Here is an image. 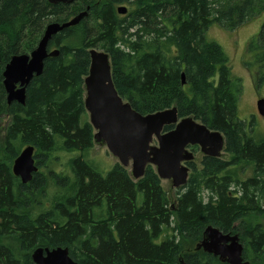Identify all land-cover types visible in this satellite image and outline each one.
<instances>
[{"label":"trees","instance_id":"16d2710c","mask_svg":"<svg viewBox=\"0 0 264 264\" xmlns=\"http://www.w3.org/2000/svg\"><path fill=\"white\" fill-rule=\"evenodd\" d=\"M81 1L56 6L48 0H0V119L8 118L0 135V264H34L31 252L39 247L68 248L78 264H177L179 257L185 264H224L193 251L207 226L237 234L244 260L264 264V227L247 224V218L264 215L258 199L264 194V140L252 137L254 119H239L242 85L230 75L222 48L205 39L211 27L233 31L264 15V0ZM117 4L130 7L123 19ZM86 6L85 20L47 44L59 56L46 58L42 74L29 82L25 104H8L2 73L11 57L29 54L47 24L66 21ZM91 18L99 23L95 36L86 26ZM261 24L243 61L255 89L264 88ZM102 39L116 92L132 109L149 115L175 107L179 118L192 116L220 132L230 159L202 156L200 168L188 163V181L173 195L150 166L135 181L118 163L101 174L86 161L83 155L94 143L83 80L88 51ZM28 146L39 169L23 185L12 164ZM59 152L79 153L69 160L71 175L48 173ZM244 163L253 169L242 180L238 170ZM49 193L50 210L32 208Z\"/></svg>","mask_w":264,"mask_h":264},{"label":"water","instance_id":"95a60500","mask_svg":"<svg viewBox=\"0 0 264 264\" xmlns=\"http://www.w3.org/2000/svg\"><path fill=\"white\" fill-rule=\"evenodd\" d=\"M76 1L48 0L52 5H71ZM89 10L90 7H86L66 21L47 24L36 47L29 54L11 57L2 74L8 104L25 103L28 82L42 74L46 58L59 56V50L49 51L47 44L61 31L80 24L88 17ZM127 11L125 6L117 7L119 16L125 15ZM88 54L90 65L83 80V106L89 115L91 130L94 131L93 140L105 144L110 155L130 172L132 179L139 180L150 166L159 180L170 181L171 187L177 190L187 183L190 169L186 163L194 160L193 153L188 151L189 146H198L205 157L220 158L225 143L220 132L209 129L191 116L179 118L175 107L149 115L139 114L116 92L111 80L109 55L93 48ZM179 77L184 86V73ZM256 108L258 114L264 117V99L257 101ZM166 127L173 128L166 131ZM33 153V147H26L14 160L12 172L22 184L30 182L32 175L37 172ZM201 239L195 251L218 256L221 263L248 264L243 262V247L237 234H224L217 228L207 226ZM68 254L67 248H37L30 258L34 264H77ZM177 263L184 264V259L179 257Z\"/></svg>","mask_w":264,"mask_h":264},{"label":"rangeland","instance_id":"374dc122","mask_svg":"<svg viewBox=\"0 0 264 264\" xmlns=\"http://www.w3.org/2000/svg\"><path fill=\"white\" fill-rule=\"evenodd\" d=\"M78 3H79V5H82L84 2L81 0L80 1L78 0ZM120 6H125V7H127L128 10L130 8V7L128 8L127 5H120ZM117 7H115V8H117ZM127 15H128V12L125 15H120L118 17L120 19H123V16H127ZM94 18L88 19L86 21V26L87 27L89 26V28L92 29V30H89L90 34L92 36H95V34L97 35V33L99 32L97 30L99 23H97V22L95 23ZM263 22H264V15H261V16L254 18V19L249 20L244 25H242L240 28H238L237 30H233V31L224 30V29H221L219 27L214 26V27H211L209 29V31L206 33V38H205L210 42L217 43L222 48L221 50H223L226 57L228 58L227 63H228V65H230V68H231V74L230 75L232 76L233 79L239 80L240 84L242 85L241 86V93L237 98V100H238V106H237L238 117L240 120L246 121L247 123L250 122L251 119H254L253 135L251 134V132H249L248 134H249V136L252 135V137H254L257 141L264 140V117H261L258 114L257 108H256V102H257L258 98H260V99L264 98V88L255 89V87H253L254 85H253V81H252L253 80L252 74H250V71H248L246 69L243 61L245 60V58L247 59V57L245 55V51H246V46H247L248 42L250 41V39L253 38V36L257 35V33L259 32L260 27L262 25L261 23H263ZM105 39L108 40V38H105ZM103 40L104 39L97 41L95 43V47L93 49H96V50L101 51V52L106 51V48L102 45V43H104ZM52 50H55V49H52ZM85 113H86V111H85ZM86 115H87V113H86ZM87 117H88V115H87ZM7 121H8V118L2 117L0 119V135H2V136H3V130H4L5 125L7 124ZM87 121H88V118H87ZM88 123H89V121H88ZM190 151L194 152V156H195L194 161H193L194 164L196 165L197 168H200L199 163L201 162V156H202V154L200 153V150L197 149L196 151H193L191 149ZM110 154L111 153H109V151L107 150L105 145L94 143L93 148L91 150H89L83 156H84V159L86 161L90 162L94 166V168H96L101 174H105L116 163H118V160ZM77 155H79V153H73V154L65 153V152L55 153L53 156V159H54L53 163L49 164L48 162H46V163H44V165L47 166V163H48V169H47L48 172L51 170L60 176L71 175L72 172L69 169V168H71L70 167L71 161L69 162V160L71 158H74ZM221 159L226 161V160L230 159V157L226 153H223L221 155ZM37 167L39 168L38 165H37ZM242 167H245V169H244L245 172H244V170L242 171ZM252 169L253 168L251 165L246 164V163L242 164L241 169L239 168V170H238V173H239L238 178L242 179V180L249 178L252 175L251 174ZM54 179H56L55 181L59 180L56 177ZM160 181H161L162 188L166 192H168L170 195H173V193L176 190H174L171 187V182L168 180H160ZM53 184H54V181H53ZM51 191H53L52 188H51ZM203 194H205V196H208V192H206V191ZM52 197H51L50 193L47 194L46 196L42 195V196H40V198L38 197V199H39V201H37L38 204L36 202H34V205L32 208H39L40 207V209L46 208V210H50L51 207H49V205H50V201H51ZM258 199L260 201L261 206L264 207V194ZM247 222H248L247 223L248 225H250V224H261L264 227V215H262L260 217H255L252 220H251V218L250 219L247 218ZM177 241H178V239H177ZM183 245L187 247L188 242L184 241ZM250 260L251 259H249V262H250ZM251 262H252V260H251ZM252 264H256V263L252 262Z\"/></svg>","mask_w":264,"mask_h":264},{"label":"bare ground","instance_id":"6f19581e","mask_svg":"<svg viewBox=\"0 0 264 264\" xmlns=\"http://www.w3.org/2000/svg\"><path fill=\"white\" fill-rule=\"evenodd\" d=\"M56 6H57V5H56ZM19 55H20V54H19ZM14 56H16V55H14ZM4 69H5V68H4ZM3 71H4V70H3ZM2 74H3V73H2ZM2 77H3V76H2ZM34 77H38V76H34ZM34 77H33V78H34ZM33 78H32V79H33ZM32 79H31V80H32ZM30 82H31V81H30ZM28 83H29V82H28ZM2 84H3V81H2ZM27 86H28V85H27ZM27 86H26V88H27ZM3 87H4V86H3ZM17 87H18V85H17ZM4 90H5V89H4ZM5 93H6V91H5ZM25 94H26V91H25ZM25 94H24V96H25ZM6 96H7V94H6ZM25 99H26V96H25ZM259 99H260V98H258V100H259ZM261 99H264V98H261ZM258 100H257V101H258ZM16 103H17V102H16ZM256 103H257V102H256ZM24 104H25V103H24ZM24 104H23V105H24ZM21 105H22V104H21ZM87 115H88V114H87ZM88 117H89V115H88ZM88 117H87V118H88ZM88 121H89V118H88ZM93 137H94V131H93ZM92 143H95V141L93 140ZM97 144H101V143H97ZM102 145H105V144H102ZM105 146H106V145H105ZM28 147H29V146H28ZM31 147H32V146H31ZM25 148H26V147H24L23 149H25ZM33 148H34V147H33ZM23 149H22V150H23ZM223 149H224V147H223ZM223 149L220 151V157H221V155L223 154ZM22 150L20 151V153L22 152ZM34 152H35V149H34ZM20 153H19V154H20ZM19 154H18V155H19ZM17 157H18V156H17ZM17 157H16V158H17ZM33 157H34V153H33ZM33 157H32V158H33ZM16 158H15V159H16ZM15 159H14V160H15ZM33 159H34V158H33ZM34 162H35V160H34ZM13 163H14V161H13ZM35 166H36V164H35ZM12 167H13V164H12ZM36 167H37V166H36ZM37 171H38V167H37ZM12 173H13V172H12ZM32 177H33V175H32ZM27 184H28V183H27ZM23 185H26V184H23ZM200 242H202V239L199 241V243H200ZM199 243H198V244H199ZM239 243H240V242H239ZM198 244H196V246H197ZM240 244H241V243H240ZM241 245H242V244H241ZM196 246H195V248H194L193 251H195ZM242 247H243V246H242ZM39 248H41V247H39ZM61 248H62V247H61ZM35 249H37V248H35ZM35 249H34V250H35ZM43 249H45V248H43ZM47 249H48V248H47ZM67 249H68V248H67ZM34 250H33V251H34ZM49 250H52V249H49ZM33 251L31 252V255H32ZM198 251H201V250H198ZM198 251H196V252H198ZM68 252H69V250H68ZM202 252H203V251H202ZM204 253H205V251H204ZM206 254H208V253H206ZM68 255H69V254H68ZM209 255L214 256L213 254H209ZM68 257H70V256H68ZM214 257H217V258H218V256H214ZM70 259H71V258H70ZM242 259H243V262H247V261L244 260V258H243V251H242ZM31 260H32V258H31ZM218 260H219V258H218ZM72 261H73L74 263H77V262H75L74 260H72ZM219 261H220V260H219ZM32 262H33V261H32ZM220 263H221V261H220ZM247 263L249 264V262H247ZM77 264H78V263H77ZM177 264H178V263H177ZM184 264H185V262H184ZM224 264H226V263H224Z\"/></svg>","mask_w":264,"mask_h":264},{"label":"flooded vegetation","instance_id":"af4514ba","mask_svg":"<svg viewBox=\"0 0 264 264\" xmlns=\"http://www.w3.org/2000/svg\"><path fill=\"white\" fill-rule=\"evenodd\" d=\"M122 5H124V4H122ZM119 7V4H117L116 5V7ZM87 7V6H86ZM89 7V6H88ZM86 9V8H85ZM81 11H83V10H81ZM80 12V11H79ZM116 13H117V8H116ZM77 14V13H76ZM117 15H118V13H117ZM74 16V15H73ZM119 16V15H118ZM85 20V19H84ZM56 36V35H55ZM54 37V36H53ZM52 37V38H53ZM49 51H52V49H49ZM105 53H107V55H108V52H106V51H104ZM109 58H110V55H109ZM110 63H111V59H110ZM193 150V151H196L197 149H199V147L198 146H189V152H191L190 150ZM193 153V155H194V152H192ZM201 153V152H200ZM203 156V155H202ZM202 156H201V158H202ZM34 160H35V164H36V166H37V162H36V158H35V152H34ZM194 158H195V156H194ZM194 160H192L191 162H187L186 163V165L188 164V163H193L194 164V162H193ZM188 166V165H187ZM189 167V166H188ZM39 169V168H38ZM40 171V170H39ZM49 173V172H48Z\"/></svg>","mask_w":264,"mask_h":264}]
</instances>
